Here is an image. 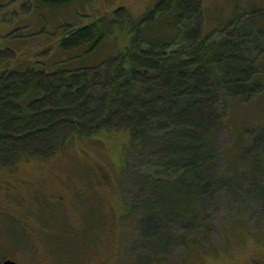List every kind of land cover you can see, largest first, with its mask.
<instances>
[{
    "label": "trees",
    "instance_id": "obj_1",
    "mask_svg": "<svg viewBox=\"0 0 264 264\" xmlns=\"http://www.w3.org/2000/svg\"><path fill=\"white\" fill-rule=\"evenodd\" d=\"M76 1L36 0L50 7ZM229 1L230 16L217 17L211 29L203 0H159L132 24L130 46L95 64L51 70L37 61L15 68L2 49L0 171L16 170L29 158H52L75 137L128 129L123 183L128 213L144 217L143 264H163L154 254L167 253L170 242L181 241L190 253L180 264H196L199 253L215 249L203 241L218 230L213 212L223 195L228 208L239 203L223 240L244 228V194H252L253 217L264 222V171L244 161L255 130L245 128L238 139L228 126L234 109L264 90V0L250 6ZM108 29L100 17L64 34L58 46L75 58L93 55ZM225 136L232 138L227 147ZM239 140L245 143L236 149ZM262 150L255 155L261 165Z\"/></svg>",
    "mask_w": 264,
    "mask_h": 264
},
{
    "label": "rangeland",
    "instance_id": "obj_2",
    "mask_svg": "<svg viewBox=\"0 0 264 264\" xmlns=\"http://www.w3.org/2000/svg\"><path fill=\"white\" fill-rule=\"evenodd\" d=\"M158 1L81 0L50 7L36 0H0V51L9 50L3 55L15 68L37 61L50 63L51 70L69 64H95L127 49L135 34L132 24ZM240 1L243 6L252 4V0ZM203 2L206 28L209 21L211 29L217 17L230 16L234 6L229 0ZM100 17H105L109 29L97 53L75 58L61 51L58 44L64 34ZM228 126L238 133V139L245 128L250 133L255 130L252 155L246 154L244 161L253 160L264 171V161L261 165L255 158L264 148V90L252 103L238 105ZM231 139L225 136L223 147ZM130 141L128 129L102 130L90 137L73 138L52 158H29L16 170L0 171V257L8 253L22 264H143L139 228L144 217L141 212L128 213L123 183ZM236 143L239 149L245 142ZM223 196L213 212L218 230L207 232L208 239L203 241L205 248L217 247L199 253L196 264H236L264 243V222L253 217L250 193L243 195L249 208L239 219L244 228H235V234L228 232L223 240L225 227L238 216L239 206L231 202L228 208ZM175 227L172 231L182 240L184 233ZM165 250L167 253L158 258L154 254L156 263L180 264L186 256L189 259L181 241L170 242Z\"/></svg>",
    "mask_w": 264,
    "mask_h": 264
},
{
    "label": "flooded vegetation",
    "instance_id": "obj_3",
    "mask_svg": "<svg viewBox=\"0 0 264 264\" xmlns=\"http://www.w3.org/2000/svg\"><path fill=\"white\" fill-rule=\"evenodd\" d=\"M264 238V236H263ZM256 253H245L244 257L239 258L236 264H264V243H260ZM247 257V258H246ZM22 264L20 259L9 256L8 253L1 254L0 264Z\"/></svg>",
    "mask_w": 264,
    "mask_h": 264
},
{
    "label": "water",
    "instance_id": "obj_4",
    "mask_svg": "<svg viewBox=\"0 0 264 264\" xmlns=\"http://www.w3.org/2000/svg\"><path fill=\"white\" fill-rule=\"evenodd\" d=\"M13 264V263H12ZM15 264V263H14Z\"/></svg>",
    "mask_w": 264,
    "mask_h": 264
},
{
    "label": "bare ground",
    "instance_id": "obj_5",
    "mask_svg": "<svg viewBox=\"0 0 264 264\" xmlns=\"http://www.w3.org/2000/svg\"><path fill=\"white\" fill-rule=\"evenodd\" d=\"M2 155V154H1Z\"/></svg>",
    "mask_w": 264,
    "mask_h": 264
}]
</instances>
